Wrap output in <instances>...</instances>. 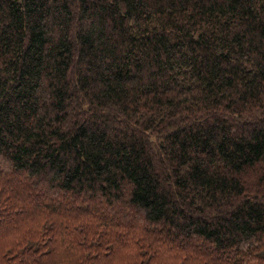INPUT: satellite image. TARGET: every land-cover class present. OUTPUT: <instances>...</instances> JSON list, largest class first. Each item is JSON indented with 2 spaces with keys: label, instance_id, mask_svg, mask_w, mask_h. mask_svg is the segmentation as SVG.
<instances>
[{
  "label": "trees",
  "instance_id": "obj_1",
  "mask_svg": "<svg viewBox=\"0 0 264 264\" xmlns=\"http://www.w3.org/2000/svg\"><path fill=\"white\" fill-rule=\"evenodd\" d=\"M0 264H264V0H0Z\"/></svg>",
  "mask_w": 264,
  "mask_h": 264
}]
</instances>
